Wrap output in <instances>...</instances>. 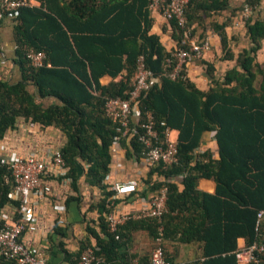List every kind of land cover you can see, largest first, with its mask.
Masks as SVG:
<instances>
[{
    "label": "trees",
    "instance_id": "trees-1",
    "mask_svg": "<svg viewBox=\"0 0 264 264\" xmlns=\"http://www.w3.org/2000/svg\"><path fill=\"white\" fill-rule=\"evenodd\" d=\"M33 1L40 6L24 7L12 15L19 40L17 63L24 74L17 84L0 82V145L19 118L55 126L65 133L67 143L61 151L69 168L68 177L76 180L81 159L88 164L87 181L105 189L97 205L100 231L88 228L96 244L86 246L103 259L98 264H135V259L139 264H150L161 226L165 240L202 243L207 259L203 264H238V239L251 245L264 234V218L257 231L258 214L264 210V65L257 62L264 20L247 24L253 46L240 54V70L229 71L223 82L203 91L188 79H170L167 61L173 59L177 49L203 42V35L193 40L199 27L206 30V19L229 9L230 0H191L184 28L175 19L169 20L178 47L172 51L159 35L151 33L152 0ZM260 2L245 1L253 9ZM214 28L226 45L223 26ZM31 48L46 54L42 67H34L27 58ZM141 55L159 80L140 101L141 112L143 116L145 111L153 113L159 132L166 128L178 132L179 163L167 169L160 166L157 171L164 170L166 177L182 174L184 190L179 192L176 184H167L169 212L162 221L129 220L112 233L107 220L112 192L107 191L104 180L110 171V147L116 131L106 117L105 103L108 98L129 97ZM125 70L128 74L120 81L108 86L100 83L102 77L117 79ZM31 82L39 88L41 97L53 96L59 103L42 107L29 92ZM234 82L237 85L230 86ZM210 131L216 133L220 160H214L210 153L197 152L203 135ZM131 141L135 155L142 158V145L136 137ZM10 174L0 162V224L4 223L7 206H17L10 199ZM202 178L216 181L214 195L197 190ZM189 206L199 209L197 216L184 214ZM139 230L148 232L153 242L143 258L130 251L133 234ZM257 264H264V255Z\"/></svg>",
    "mask_w": 264,
    "mask_h": 264
},
{
    "label": "crops",
    "instance_id": "crops-1",
    "mask_svg": "<svg viewBox=\"0 0 264 264\" xmlns=\"http://www.w3.org/2000/svg\"><path fill=\"white\" fill-rule=\"evenodd\" d=\"M245 1L230 0L229 9L206 19V30L204 27H199L198 34L193 40L198 41L203 35L204 40H209L211 48L202 60H193L186 67L188 80L197 88L209 91L211 87L216 86V82H223L229 71L235 68L240 70L238 65L240 54L253 46L247 24L259 19L264 20V0H261L260 4L252 10L248 18L244 15ZM34 2L33 7L40 6L38 1ZM150 11L153 19L151 33L159 35L167 50L172 51L178 48L169 20L156 10ZM16 25V20L11 15L0 17V82L10 84L22 81L24 74L17 63L19 40ZM214 25L223 26L226 45L223 44L222 37ZM260 44L257 62L264 65V39L260 41ZM127 74L125 70L117 79L106 75L101 78L100 83L108 86L113 81H120ZM260 78L258 77V84ZM236 85L237 83L234 82L230 86ZM28 89L35 96L38 104L44 108L59 103L53 96L41 97L39 88L32 82L28 85ZM172 139H178L177 131L172 132ZM131 142L125 139L116 148L110 147V171L105 177L104 184L107 191L112 192L111 199L114 196L112 190L114 184L126 181L137 182V194L116 200V209L120 214L133 215L141 208L148 206L152 197L162 188H168L169 183L176 184L179 192H182L184 176L181 174L166 177L164 170L157 171L160 166H147L142 158L135 155ZM66 143L67 137L59 128L45 127L25 118H19L15 127L7 131L0 147L6 148L11 155L27 156L34 152L43 154L47 150H62ZM127 152H130L132 157H129ZM197 152L210 153L214 160H220L214 131L203 135L202 144ZM87 169V162L78 159L75 181L68 177V166L65 171L67 175L43 180L44 197L38 200L36 205V211L39 214L37 229L25 232L22 241L37 255L45 257L48 264H78L86 246L96 244V239L90 236L88 228H96L100 231L97 205L103 198L105 189L92 186L87 181ZM197 190L214 195L217 191V183L213 178H202L198 182ZM34 200L35 198L32 197V201ZM189 207L191 208L184 214L190 217L194 214L197 216L199 209L195 211L193 210L195 207ZM4 215L9 223L19 218L12 205L7 206ZM181 217L185 216L181 215ZM133 236L134 242L130 245V251L143 258L148 245L153 243L152 239L144 230L135 231ZM162 245H165L166 251L174 258L175 264H203L207 260L203 257V244L200 242L181 243L177 239L163 238ZM244 246H248L246 240L238 239V249ZM134 262L139 264L138 259ZM0 264H12V262L0 258Z\"/></svg>",
    "mask_w": 264,
    "mask_h": 264
},
{
    "label": "built area",
    "instance_id": "built-area-1",
    "mask_svg": "<svg viewBox=\"0 0 264 264\" xmlns=\"http://www.w3.org/2000/svg\"><path fill=\"white\" fill-rule=\"evenodd\" d=\"M191 0H152L150 9L160 12L166 20L175 19L182 28L187 23V9ZM33 0H1L0 17L5 15L16 16L24 7H33ZM253 7L246 4L244 15L250 16ZM186 38H188L186 34ZM183 41V46L186 45ZM209 40L194 43L190 47L177 49L173 59H168L171 67L167 76L172 80L186 81L188 79L186 67L193 60H202L210 50ZM27 58L31 64L40 68L44 65L46 54L43 51L29 50ZM174 64V65H173ZM158 77L148 68L143 55L137 60L136 72L132 78V90L128 98H108L105 103L106 117L115 126V135L111 146L116 148L123 140L137 138L142 145V159L149 167L162 166L170 168L179 163L178 141L172 139V130L166 128L159 132L156 120L151 111H145L144 116L140 109V101L147 96L153 86L158 82ZM164 125V123L162 124ZM115 151V149H114ZM0 162L10 170L13 188L10 199L17 203L15 211L19 218L8 222L3 214L4 223L0 224V258L12 264H48L45 257L37 255L27 247L22 236L27 231H35L39 214L36 211L38 200L44 197L43 180L45 178L65 175L67 164L61 150H47L43 154L34 152L27 156L11 155L10 152L0 147ZM67 175V174H66ZM114 196L109 200L110 213L107 220L109 230L115 233L119 227L133 219H157L162 221L169 212L168 188L159 190L151 199L148 206L141 208L136 214H120L116 209V200L137 194L138 186L135 181H126L114 184ZM32 197L35 198L32 201ZM264 218V210L258 214L257 231ZM160 237L157 238L156 247L151 254L150 264H174L166 256L162 245L163 227L159 228ZM264 255V234L251 245L239 248L235 252L238 264H257ZM103 259L96 251L89 247L84 250L78 264H98Z\"/></svg>",
    "mask_w": 264,
    "mask_h": 264
}]
</instances>
